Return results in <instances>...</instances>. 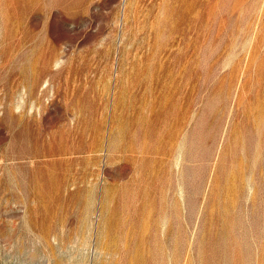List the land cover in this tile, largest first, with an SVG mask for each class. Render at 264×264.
<instances>
[{
	"label": "rangeland",
	"instance_id": "obj_1",
	"mask_svg": "<svg viewBox=\"0 0 264 264\" xmlns=\"http://www.w3.org/2000/svg\"><path fill=\"white\" fill-rule=\"evenodd\" d=\"M0 264H264V0H0Z\"/></svg>",
	"mask_w": 264,
	"mask_h": 264
},
{
	"label": "crops",
	"instance_id": "obj_2",
	"mask_svg": "<svg viewBox=\"0 0 264 264\" xmlns=\"http://www.w3.org/2000/svg\"><path fill=\"white\" fill-rule=\"evenodd\" d=\"M124 7L125 6L123 4V8ZM143 111H144V109L141 110V112H142L141 117L144 119L143 120V124H144L143 128H144L145 131L149 132L152 129V125H151L152 119H151V117H153V115L148 114L146 110L144 111V114H143ZM139 123H140V120H139ZM133 129H139L140 130V127L135 126ZM144 143L146 144V140H144ZM145 144L143 146H139L140 151L136 152L135 149L139 150L138 146H136V144H134L132 141H131L130 146H128V143H127V146H128L129 149H127V150L125 149L126 150L125 151L126 155L127 156H131L132 154H136V155H140V156L144 155V154H149L150 155L153 151H150L149 149H147ZM123 149H124V147L121 148V149L118 148V150H113L111 148L106 149V150H101L100 148H98L97 150H92L91 147H88V153L89 152H93L95 155L98 156L97 159L95 160V162L93 163V165L95 166V164H97L98 162L106 161L107 159L109 161L119 160L120 156H118V158H119L118 159L117 157H115V154L116 153H121V150H123ZM138 159H142V157H139ZM144 159H146V158H144ZM90 168H91V164L89 163L88 169H90Z\"/></svg>",
	"mask_w": 264,
	"mask_h": 264
}]
</instances>
